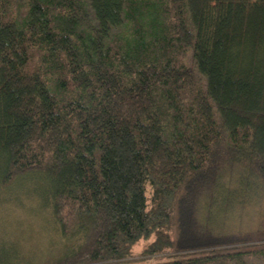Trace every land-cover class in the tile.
<instances>
[{"label":"trees","instance_id":"1","mask_svg":"<svg viewBox=\"0 0 264 264\" xmlns=\"http://www.w3.org/2000/svg\"><path fill=\"white\" fill-rule=\"evenodd\" d=\"M17 186L55 264H264V214L247 246L210 215L264 196V0H0V204Z\"/></svg>","mask_w":264,"mask_h":264},{"label":"rangeland","instance_id":"2","mask_svg":"<svg viewBox=\"0 0 264 264\" xmlns=\"http://www.w3.org/2000/svg\"><path fill=\"white\" fill-rule=\"evenodd\" d=\"M29 186L15 187L11 192L17 195V202L0 204V258H11L12 249L19 251L13 264H55L56 260L67 252L70 246L60 237L58 227L52 218L51 210L41 204V200L32 195ZM236 198L230 208L210 213L214 225L219 231L244 238L240 246L254 245L261 242L256 236L258 221L264 214V196L259 191H252L250 197ZM205 206L200 207L202 214ZM215 216V217H214ZM246 239V241H245ZM10 244V248L5 244ZM241 243V242H238ZM237 243V244H238ZM70 249V247L68 248ZM251 263L263 264L261 257L247 256Z\"/></svg>","mask_w":264,"mask_h":264}]
</instances>
